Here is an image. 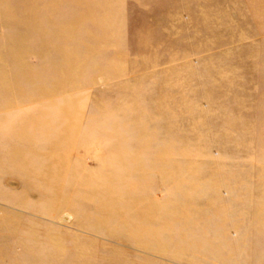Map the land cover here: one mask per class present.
<instances>
[{
	"label": "rangeland",
	"instance_id": "374dc122",
	"mask_svg": "<svg viewBox=\"0 0 264 264\" xmlns=\"http://www.w3.org/2000/svg\"><path fill=\"white\" fill-rule=\"evenodd\" d=\"M0 264H264V0H0Z\"/></svg>",
	"mask_w": 264,
	"mask_h": 264
},
{
	"label": "bare ground",
	"instance_id": "6f19581e",
	"mask_svg": "<svg viewBox=\"0 0 264 264\" xmlns=\"http://www.w3.org/2000/svg\"><path fill=\"white\" fill-rule=\"evenodd\" d=\"M44 45H46V44H44ZM59 51H60V49H58Z\"/></svg>",
	"mask_w": 264,
	"mask_h": 264
}]
</instances>
